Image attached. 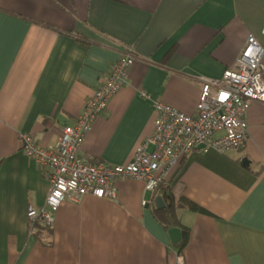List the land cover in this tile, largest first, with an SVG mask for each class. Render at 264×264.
<instances>
[{"label":"crops","instance_id":"crops-1","mask_svg":"<svg viewBox=\"0 0 264 264\" xmlns=\"http://www.w3.org/2000/svg\"><path fill=\"white\" fill-rule=\"evenodd\" d=\"M249 35L264 48V0H0V264H172L137 180L116 181L113 201L64 202L49 234L30 235L27 207H41L50 185L20 135L54 147L131 47L128 85L82 147L92 162L125 165L153 130V101L193 115L199 78L219 79ZM246 123L244 148L195 149L169 176L205 212L177 210L185 264H264V103L250 104Z\"/></svg>","mask_w":264,"mask_h":264},{"label":"built area","instance_id":"built-area-1","mask_svg":"<svg viewBox=\"0 0 264 264\" xmlns=\"http://www.w3.org/2000/svg\"><path fill=\"white\" fill-rule=\"evenodd\" d=\"M263 55L264 48L249 35L238 58L219 79L199 78L201 86L193 115L154 100L153 130L136 147L131 161L120 166L92 162L82 155L84 141L112 98L128 85L136 59L133 49L125 47L109 72L99 79L81 112L62 128L54 147L44 148L32 135H20L23 154L40 170H46L50 185L41 207H27L29 234H49L64 202H77L86 195L115 200V182L121 179L141 181L153 199L160 196L170 185L172 170L195 149L227 153L244 148L250 104L264 103ZM140 97L148 99L143 91ZM149 147L151 151H147ZM171 253L172 264H185L177 248L172 246Z\"/></svg>","mask_w":264,"mask_h":264},{"label":"trees","instance_id":"trees-1","mask_svg":"<svg viewBox=\"0 0 264 264\" xmlns=\"http://www.w3.org/2000/svg\"><path fill=\"white\" fill-rule=\"evenodd\" d=\"M178 187L179 185L177 184L174 186L169 185L167 190L161 192L160 197H162L165 206L162 209H157L155 207L153 211V217L166 232L172 228H177L180 230L181 241L177 246V251L181 253L188 242L189 229L180 224L177 217L178 208H186L189 211L198 213L205 212L193 203L186 200L181 193H177L175 190Z\"/></svg>","mask_w":264,"mask_h":264},{"label":"water","instance_id":"water-1","mask_svg":"<svg viewBox=\"0 0 264 264\" xmlns=\"http://www.w3.org/2000/svg\"><path fill=\"white\" fill-rule=\"evenodd\" d=\"M243 164L247 165L246 162H243ZM154 205H155V207L157 209L164 208L165 204H164V201H163L162 197L156 196L154 198ZM167 235H168V238L170 240L171 245L174 248H177L178 244L181 241V232H180V230L177 229V228H172V229L167 231Z\"/></svg>","mask_w":264,"mask_h":264}]
</instances>
